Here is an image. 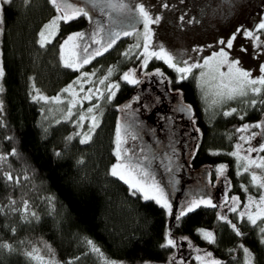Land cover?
<instances>
[{"label":"trees","instance_id":"obj_1","mask_svg":"<svg viewBox=\"0 0 264 264\" xmlns=\"http://www.w3.org/2000/svg\"><path fill=\"white\" fill-rule=\"evenodd\" d=\"M80 4L102 21L106 38L110 31L121 29L131 31L132 35L121 36L112 48L84 65L79 72L63 66L61 44L70 32L87 24L86 17L61 22L51 42L42 48L37 42L40 27L56 14L49 0H11L3 7L4 34L0 35V51L4 54L6 75L5 92L0 94L4 104L0 113L3 125L0 126V153L6 154L15 147L19 155L9 156L0 164V242L10 243L15 248L13 252L0 248V264H37L25 252L35 247L47 259L46 246L51 247L58 264H107L118 260L126 264L151 261L169 264L173 257L174 264H179L180 254L190 239L201 245L207 243L213 258L222 264H245L241 245L253 252L254 264H264L259 227L246 220L239 222L236 213L228 207L222 204L216 208L201 206L177 222L176 216L182 208L180 195H173L169 217L165 208L155 201L143 200L141 194L133 195L127 184L110 175L116 161L118 123L121 120L131 122L124 106L141 90L139 84L149 81L159 83L171 94L175 108L186 117L189 140L185 170L190 169L192 174L196 171V175L202 177L208 169L213 176L217 164H224L234 191H239L243 184L251 187L249 174L237 175L239 162L228 153L235 151L237 143L244 144L245 148L250 146L239 140L241 135L249 133L237 129L264 120V104L258 102L251 106L248 103L251 99L260 101L264 93L258 97L249 95L211 102L201 92L194 69L186 79L178 81V74L162 60L152 58L146 68L141 67L143 57L138 53L142 49L132 48L137 40L143 43L140 24L135 30L125 25L117 28L106 15L107 11L77 1L76 5ZM98 47L92 45L89 51ZM130 48L132 52L125 56ZM109 69L112 74L106 84L119 83V90L111 102L95 97L92 100L91 104L99 105L95 112L99 126L88 143L81 144V136L75 135L87 131L90 126L87 120L83 122V129L75 123L88 101L72 108L74 115L65 119L72 99L68 93L62 95L61 104H45L32 99L33 83L44 95L52 97L83 72H95L91 79L98 82ZM132 69L136 70L137 84L122 80L123 74ZM156 69L164 75H156ZM91 84L99 87L98 83ZM100 86L104 90V86ZM188 105L191 112L187 110ZM232 108L237 112L225 116L224 113ZM250 131L259 132L260 129ZM69 136L73 139L68 140ZM261 139L264 137L252 139L251 146H256ZM57 152L59 156L55 155ZM251 155H264V152ZM8 171L20 177L19 183L6 179L3 173ZM10 200H15V205H11ZM24 201L28 202L29 213L34 212L35 217L10 210L21 209ZM220 215L237 223L243 235H236L228 224L218 219ZM198 229L212 231L215 242L203 239ZM169 232L177 240V246L162 248ZM89 240L103 255L92 250ZM181 257L186 263L195 264L196 259Z\"/></svg>","mask_w":264,"mask_h":264},{"label":"snow or ice","instance_id":"obj_2","mask_svg":"<svg viewBox=\"0 0 264 264\" xmlns=\"http://www.w3.org/2000/svg\"><path fill=\"white\" fill-rule=\"evenodd\" d=\"M9 3H11V0H0V35L4 34V28L2 27L4 24L3 7L5 4ZM49 3L53 6L57 14L43 26V29L38 34L39 39L37 42L42 48L46 47V45L51 42V39L59 30L61 22L69 23L72 20L83 16L86 17L89 22L95 23V31H93L90 36L91 43H84L85 33L82 31L68 35L63 41L61 44V59L65 68L79 72L84 65L90 64L91 61L97 56L102 55L104 52H107L110 48H112L117 39H119L121 36L132 35L131 31L121 29L119 31H110L106 38L104 35V26L100 22L94 21L89 10L83 6L76 5L74 0H49ZM90 3L93 8L110 9L111 11L107 12L106 15L112 24L117 28L123 25L125 21H129L131 23V28L134 30L136 29L137 24L142 25L143 43L141 44L140 41L137 40V42L132 46V48L135 49H142V51L138 53L139 56L143 57L141 65L142 68H146L152 58L162 60L169 68H172L178 74V81L186 79L195 68H207L211 74L212 80L216 81L214 84L215 95L221 101L225 99L233 100L239 97H247L249 95L258 97L264 93V63L260 65V75L258 77H253L250 70H245L239 67V58L230 60L229 52L225 51V48L231 49L233 47V41L236 39V35L242 31L245 38L253 41V48L256 55L259 56L261 53H264V39L261 38L262 34H264V18H261L253 29H237V32L233 33V35L227 41H218V43L220 45H224V47L220 48L216 52H213L210 57L204 58L202 63L196 61L189 64L187 60L180 58L178 55L170 53L162 45H159L156 49L150 50V44L153 35V29L151 25H158L160 23L161 16L153 14L150 7L146 6V4L141 2V0H127V2L126 0H90ZM161 7L168 8L169 5L164 3L161 5ZM113 13L123 17V19H113ZM180 20L184 21V16H181ZM188 22L191 23L192 20H189ZM70 43L72 45L73 51L69 57H65L63 55L64 48ZM93 44L99 45V47L89 51ZM132 48H130L128 52H125L124 55L128 56L129 53L132 52ZM76 49H79V51H75ZM194 51H200V49H194ZM3 55V52L0 51V94L5 92L3 82L6 71ZM225 66L227 67V71H221V68ZM135 73V69L125 72L122 76V80L129 84L139 83L135 77ZM95 74V72L81 73L80 76L75 81H73V83L62 89L60 94L52 97L44 95L39 89L35 87V84L33 83L34 94L32 95V99L33 101L43 102L45 104H61L63 103L61 98L62 95L64 93H68L72 99L69 101L70 107L65 114V119H71V117L74 115L72 108H75L78 104L82 106L83 101H88L91 103L94 97L96 99H106L108 102H111L113 99H115L116 92L119 90V83L109 82L106 84V81L109 80V77L112 74V69H109L108 74L99 79L98 82H94L91 79V77L95 76ZM155 74L159 76L164 75L160 69H156ZM205 75L206 73L204 72L200 73L201 78H203ZM85 83H98L99 85L104 86V90L101 91L100 87H96L95 90L92 88L85 90ZM74 85L79 86V92L76 91ZM80 92H85V94L80 97ZM105 93H107L106 96ZM258 102L264 104V98H262L260 101H257L256 99H251L248 101L251 106H255ZM124 107L127 108L130 107V105H125ZM98 108V104H93L86 109L87 115L80 114L78 120L75 121L77 127L81 129H83V122L85 120L90 122V126L87 131L83 133L77 132L75 134L77 136H81L79 141L81 144L88 143L91 140V134L94 132L95 128L99 126L98 117L94 114ZM3 109V100L0 99V113L3 112ZM187 110L188 112L192 111L190 105L187 106ZM235 112H237V109L232 108L230 111L225 112L224 115L229 116ZM243 118L244 116L241 115L240 119ZM57 122L59 123V121ZM0 126H3L2 122H0ZM251 129H260V131L253 132L250 131ZM122 131L125 133V136L131 135L132 139L136 138L129 132L128 128H124L123 126L117 127L115 155L120 162L112 166L110 175L117 177L119 180H122L125 184H127L133 195L141 194L143 200L155 201V203L167 209L168 214L171 215L172 206L169 203L167 193L165 192L164 188L160 187L159 182L156 181L155 177L148 170V168L145 167L144 163L138 159L133 161L132 158L125 160L127 153H122L121 145L127 141L124 137H122ZM237 131L249 133L247 136L241 135L239 140L249 144L250 146L245 148L244 144L237 143L235 145V151L228 153V155L237 158V161L239 162L237 175L248 173L250 176L249 185L251 187H255L258 190V195L254 196L248 194L246 196L247 203L245 204L243 210H239L240 198L237 196H232L230 198L231 207L229 210L237 213L239 222L242 223L246 220L252 226L259 227L260 242L264 244V226H260L258 223H264V155H257L255 157L251 155L254 152H264V139H261V141L256 146H251L252 139L256 138L257 136L264 137V120L251 124H244L241 128L237 129ZM6 139H12V137H6ZM67 139L71 140L73 137L69 136ZM241 152H244L245 154L241 155ZM18 155L19 153L15 147L6 154L0 153V164L5 163L9 156L16 157ZM55 155L59 156L60 153L57 152ZM144 159L146 160L147 157H144ZM168 170L172 171L171 168ZM226 170L227 165L221 164L217 168V173L218 175L223 176ZM3 175L8 181L15 180L17 183H19L20 177H14L11 171L4 172ZM25 179H27V177H25ZM241 188L246 194L248 193V186L241 185ZM228 202L229 199L225 197V203ZM15 203V200H10L11 205H15ZM201 206L211 208L218 207V205L214 204L210 198L205 199L203 196H195L185 202L176 216V221L179 222L182 217L186 216L188 213L194 212ZM10 210L22 211L23 213L30 214L33 217L36 215L34 212L29 213V205L27 201H24L23 207L21 209L12 208ZM218 219L228 224L236 233V235H243L237 226V223H233L232 220H229L226 215H220ZM198 232L201 234L202 238L207 240L209 243L215 242V234L212 231L198 229ZM183 239L187 240L188 238L184 237ZM88 244L92 246L93 251L100 253V249L97 248L91 240L88 241ZM176 246L177 240L172 237L170 232L167 233L165 243L162 244L161 247L175 248ZM240 247L243 250L245 256V264H254L255 257L253 252L243 245ZM0 248L6 249L8 252L15 251L14 246L7 242H0ZM46 248L48 251L47 259L45 256L40 255V249L35 247H33L31 251H26L25 255L30 260H35L37 264H58L51 247L46 246ZM197 251H199V249H197ZM100 254L103 255V253ZM205 255L209 258L211 257V253H206ZM197 259L203 261L204 258L198 255ZM174 261L175 257L172 258V261H170L169 264H174ZM107 264H117V262L110 261L107 262ZM145 264H148V262H145ZM208 264H222V262L210 259Z\"/></svg>","mask_w":264,"mask_h":264},{"label":"rangeland","instance_id":"obj_3","mask_svg":"<svg viewBox=\"0 0 264 264\" xmlns=\"http://www.w3.org/2000/svg\"><path fill=\"white\" fill-rule=\"evenodd\" d=\"M77 1L91 4L90 0H74V3L77 4ZM141 2L150 7L153 14L161 16L158 25H151L153 35L150 50L162 45L170 53L187 60L189 64L196 61L202 63L204 58L210 57L213 52L224 47L218 41H227L233 33L237 32V29H253L260 19L264 18V0H141ZM164 3H167L169 7H161ZM103 10L111 11L108 8ZM90 15L94 21L100 22L104 26L97 16ZM181 16H184V21L180 20ZM52 17L42 24L39 32ZM113 19H123V17L113 13ZM189 20H192V22L189 23ZM123 25L131 26V23L125 21ZM140 27L143 32L142 25ZM78 31L85 33L84 43H91L90 36L95 31V23L89 22L87 19V24L84 27L76 29L68 35ZM261 38L264 39V34ZM194 49H200V51H194ZM72 51L70 43L64 48L63 55L69 57ZM75 51H79V49ZM225 51L229 52L230 60L239 58V67L250 70L253 77L260 75L259 69L260 65L264 63V53L257 56L253 48V41L245 38L242 31L236 35L233 47L231 49L225 48ZM194 70L201 92L211 102L224 101H221L215 95L214 84L216 81L212 80L209 70L207 68H195ZM221 71L226 72L227 67L221 68ZM201 72L206 73L203 78L200 77ZM147 82L145 85L140 83L139 89L141 88V90L126 103V105H130L126 110L131 122L121 120L118 123V126L128 128L129 132L136 137L132 139L131 135L125 136L123 131L121 133L127 141L121 145L122 153H127L125 160L132 158L133 161L138 159L143 162L156 181L159 182L160 187L164 188L172 207L174 194L181 196L182 207L186 201L193 197L203 196L205 199L210 198L214 204L218 206L222 204L228 209L231 207L230 198L237 196L240 198L239 210H243L247 203L246 196L248 194L258 195V190L255 187H248L249 191L246 194L240 187L239 191H234L231 187V180H228L227 175L225 173L223 176L218 175L217 168L219 164H217L213 176L208 169L204 170L202 177L196 175V171L195 174H192L189 168V170H185V150H187L189 140V126L186 117L177 111L172 95L167 94L159 83ZM98 86L102 91L103 87ZM74 88L79 92L78 85H74ZM84 88L85 90L89 88L95 90L96 86L85 83ZM84 94L85 92H80V97ZM91 103L89 102L87 106L84 105L82 114L87 115L86 109L94 104ZM115 152L116 148L114 154ZM115 157L114 164H117L120 161L116 155ZM144 157H147V159L145 160ZM169 168L172 171H169ZM211 176L213 180L210 178ZM225 197L229 199L228 203H225ZM165 210L167 211V209ZM168 216L170 217L169 214ZM182 251L178 259L179 264H182V262L183 264H191L190 262L186 263L181 256L196 259L195 264H208L210 259L215 260L212 251L210 252L208 249L207 243L201 245L190 239ZM206 253H211V257H207ZM198 255L204 258L203 261L197 259ZM116 262L117 264H126L119 260ZM148 264L167 263L151 261Z\"/></svg>","mask_w":264,"mask_h":264}]
</instances>
